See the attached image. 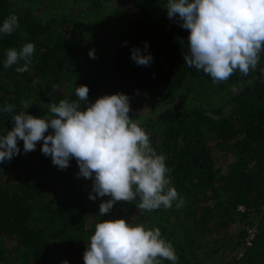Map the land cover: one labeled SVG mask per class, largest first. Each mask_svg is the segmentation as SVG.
Segmentation results:
<instances>
[{"label":"trees","instance_id":"trees-1","mask_svg":"<svg viewBox=\"0 0 264 264\" xmlns=\"http://www.w3.org/2000/svg\"><path fill=\"white\" fill-rule=\"evenodd\" d=\"M45 1L0 0V26L10 14L19 21L11 35L0 33V135L12 129V115L47 117L50 103L77 100L75 89L81 85L89 88V102L123 93L129 97L130 118L141 122L151 146L166 157L170 186L184 205L177 209L174 201L170 209L143 211L137 197L115 203L101 216L99 205L109 199H89L93 180L77 177L75 158L60 170L41 153L42 141L27 154L18 141L20 154L0 163V264H46L53 256L84 264L96 223L109 219L159 228L175 249L176 264H221L224 251L238 249L248 235L247 229H230L255 217L252 244L241 258L224 264H264V52L247 76L237 70L217 84L185 63L189 32L178 18H168V0H85L90 12L110 10L101 21L113 34L98 50L95 38L86 35L89 15L57 11L43 17L38 11ZM27 43L35 45L30 70L16 71L23 61L5 69L6 51ZM134 48L151 54L150 66L131 59ZM93 50L95 59L89 57ZM202 89L224 91L227 104L187 98ZM153 101L160 102L156 116L142 120ZM6 104L15 106L14 113L2 111ZM215 145L229 154L221 166Z\"/></svg>","mask_w":264,"mask_h":264},{"label":"clouds","instance_id":"clouds-1","mask_svg":"<svg viewBox=\"0 0 264 264\" xmlns=\"http://www.w3.org/2000/svg\"><path fill=\"white\" fill-rule=\"evenodd\" d=\"M166 10L169 19L178 18L180 27L189 32L185 63L202 70L213 83L227 81L237 70L247 76L257 68L264 52V0H168ZM18 28V17L10 14L0 33L11 35ZM34 51L33 43L24 44L19 51L9 48L3 67L23 61L16 71L28 72ZM89 57L96 58L94 50ZM131 59L138 66H150L153 58L134 48ZM75 95L77 100L50 103L47 117L26 112L12 115V129L0 135V163L20 154L18 141H23L24 154L35 151L42 141L40 151L51 157L54 166L66 170L75 158L77 177L93 180L95 195L90 194V200L111 198L100 203L101 216L116 202H131L137 197L140 202L136 206L143 211L170 209L174 201L177 209L182 208L183 198L169 186L172 169L166 166V157L151 146L141 122L129 116V97L117 93L89 102L85 85L76 87ZM14 110V105L7 104L2 109L5 113ZM83 260L84 264H161L162 260L176 264L178 257L159 228L109 219L96 223Z\"/></svg>","mask_w":264,"mask_h":264},{"label":"rangeland","instance_id":"rangeland-1","mask_svg":"<svg viewBox=\"0 0 264 264\" xmlns=\"http://www.w3.org/2000/svg\"><path fill=\"white\" fill-rule=\"evenodd\" d=\"M86 1L85 0H46L42 7L39 9L38 12H44L45 14H43V17H47L48 14L52 15V13H56L57 11H66V12H70V11H74V13H85L87 15H89L88 17H86L85 20V24H86V28H87V32L86 35L88 36L89 40H93L95 38V48L96 50L103 48V42L105 40V36L108 35V33L113 34V32L111 30H108L107 32H105V24L103 23L104 21L107 20L110 10L106 9V8H102L100 10H98V12H90L89 10H86V6H85ZM45 6V7H44ZM89 11V12H87ZM49 12V13H48ZM97 15V18L95 19ZM112 16V15H111ZM50 17V16H48ZM100 20V21H98ZM103 20V22L101 21ZM108 37V36H107ZM95 55H98L96 52H94ZM105 56H110L111 52L109 51H105ZM212 91V92H211ZM187 98H189L192 101H197V102H212L215 103L213 106H217L216 104H223L226 103L227 104V100H224V98H226L225 96V92L220 90V91H214L211 89H202V90H198L197 93H190V95L187 96ZM160 102H155L153 101L152 103H149L147 105V109H145V114H143L144 116L142 117V120H149L151 119L153 116H156V113L153 111L155 108H157L156 106H159ZM211 107V106H210ZM149 112V113H147ZM143 128V126H141ZM213 150H214V155L216 157L217 163L219 166L223 165L224 163L228 162L229 160V154L226 152H223L221 150L218 149V146H212ZM170 186V185H169ZM171 187V186H170ZM89 194L95 195V193H92V189H88ZM103 198H108L111 199L110 197H103ZM117 204V202H116ZM260 208H262V210L264 209V203L261 204ZM239 210L244 211L245 208L244 206H240ZM253 212H254V216H257V212H256V207L253 208ZM258 218L255 217L254 219L251 220V224H246V222H240L238 224H235L234 228L230 229V233L232 232H238L239 230L242 231V229L246 230H256V232H258ZM248 237V235L246 236V238ZM242 242L241 246L234 250L233 252H229L227 251H220L221 253H223V256L221 257V264H224L226 262H231L232 258L237 257V258H241L243 255H241V251H243V254L245 253L244 251H246V248H244V242L245 239ZM249 238V237H248ZM247 238V239H248ZM246 239V240H247ZM244 248V249H243ZM54 257V256H53ZM51 258L47 261L46 264H62L63 261H65L66 259L63 258V260H60L57 256H55L54 258ZM68 261V260H67ZM219 261V260H218ZM220 262V261H219ZM68 264H74V263H69Z\"/></svg>","mask_w":264,"mask_h":264},{"label":"built area","instance_id":"built-area-1","mask_svg":"<svg viewBox=\"0 0 264 264\" xmlns=\"http://www.w3.org/2000/svg\"><path fill=\"white\" fill-rule=\"evenodd\" d=\"M241 207H242V206H241ZM255 234H256V230H253V229H252V230H248V237H249V238L247 237L248 239H247V238H246L247 240L245 239V242H244V245H245V246H244V248H245L246 246H249V245L252 244V240L254 239ZM244 248H243V249H244ZM241 252H242L241 255H243V251H241ZM244 252H245V251H244Z\"/></svg>","mask_w":264,"mask_h":264}]
</instances>
